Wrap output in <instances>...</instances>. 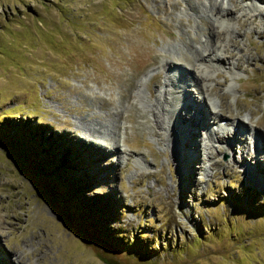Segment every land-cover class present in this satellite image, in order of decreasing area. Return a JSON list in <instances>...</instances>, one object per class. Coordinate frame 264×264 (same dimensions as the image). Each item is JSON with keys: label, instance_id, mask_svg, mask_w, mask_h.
<instances>
[{"label": "rangeland", "instance_id": "1", "mask_svg": "<svg viewBox=\"0 0 264 264\" xmlns=\"http://www.w3.org/2000/svg\"><path fill=\"white\" fill-rule=\"evenodd\" d=\"M211 1L0 0V264H264V1L230 2L206 103L188 45L216 27Z\"/></svg>", "mask_w": 264, "mask_h": 264}, {"label": "bare ground", "instance_id": "2", "mask_svg": "<svg viewBox=\"0 0 264 264\" xmlns=\"http://www.w3.org/2000/svg\"><path fill=\"white\" fill-rule=\"evenodd\" d=\"M231 1H233V0H227V1L220 0V2H217L216 0L214 2L211 1L210 5H211V7L213 9V11L211 10V12H213L212 15H211V17H212L213 21L216 22V24H217L216 27H209V28H207L208 30H206V32L204 33L205 37L201 41L202 43H201V49L200 50H199V48L197 49L195 47H191V45H188L190 48H192L193 53L196 55V61L199 62L193 68V74H194L193 84L190 83L189 86L192 87V90H194L198 94H201L203 96V101H205L206 103L208 102V91L210 90V88H209V86H210V80L213 77V74L215 73V71H218L217 70L218 69L217 68V65H220V62L222 60L220 54H223L224 53V48H225V46L227 44V43H224L223 45H221V42L218 41L219 43H217V41L215 42L213 39H211V42H210L211 36H217L218 34H221L222 32L220 33V31L218 30V28H220V27L222 29H224V30H228V27L231 26L232 24H234L233 22L237 21L238 20V16L240 14H242L243 12L244 13H247L249 11H253L254 8H255V10H258L259 12H263L261 10V7L260 6H257V4L260 3V2H262V1H264V0H253L254 2L256 1L255 3L254 2L248 3V0H240V1L239 0H236V3L241 5L239 10L238 9H235V8H233V6H231V4H230ZM236 10L239 11V15L236 14ZM211 12H209V13H211ZM225 15L228 16V19L227 20H225ZM234 30H235V27L232 25L231 26V29H230V33H232ZM230 38H231V36L228 37V40ZM221 41H224V40H221ZM226 53H228V52H226ZM231 56L232 55H230L229 57H231ZM229 57H227V58H229ZM202 61H204L203 64H201ZM234 64H237V63H234ZM234 64H232V62L229 61L226 70H227L228 73L232 74L235 77L234 71L231 70V68L233 67ZM163 65L166 67L167 66V63L165 62V63L162 64V66ZM190 80L192 81V78ZM164 84L166 85V87H168V88L171 89L170 90L171 91V94H174L175 93V91L173 90L174 89V86H175V85L173 86V80H171V81L167 80V81L164 82ZM171 87H173V88H171ZM181 87H182V90L179 89L180 90L179 91L177 89L178 92H180V93H188V92L191 93V92H193L191 90V88H185L186 87L185 85L184 86H181ZM184 88L186 89V91H185ZM168 90L169 89H164L163 97L161 95V97H158L157 98V102L155 103V108L158 111L157 112L153 111V112H155L156 123L161 124V126L163 128L165 127L166 124H167L168 127L169 126L171 127L172 124H170V122H166L164 120V118H162V116L167 114V116H169V119H170L171 116H172V114L175 113V112H177L178 103H179L177 101H175L174 103H171V102L168 101V99L166 97V94L168 93ZM213 90L215 91V89H213ZM173 97H175V99L178 98V96H175V95H173ZM162 98H164L165 105H162L161 104V99ZM185 102H186L185 105L187 107H190V109H193V106L194 105H191L190 101L187 98L185 99ZM196 102H198V101L196 100ZM198 106H196V108H198ZM200 107H201V109L200 108L199 109L202 111V106H200ZM184 109L185 108H182L181 111L184 112L183 111ZM160 111H161L162 115L161 114H158V113H160ZM195 112H196L195 110L193 112H191V113H190V111H188L187 112V115L189 116V114H190L191 115V119L192 118L199 119V117H195ZM252 113L253 112L251 111L250 114H252ZM212 114L213 115H216V116L218 115V113L216 111H213ZM204 117L207 118L205 115H204ZM219 119H221V118H219ZM187 123H188V121L184 125L178 124V130H179L178 133L179 134H182L185 131H189V130H186V129L181 128L182 126H186L187 128H192V127L194 128V125L193 126H190ZM228 123H231L229 125V127H232V126L239 127L237 130H240V132L242 131L240 135L246 134V132L250 133V135L253 134L251 128H248L247 126L243 125L242 123L239 124L238 121H236L234 119L223 122V124L225 125V127H226V125H228ZM204 125L205 124H203V127H204ZM219 127H220V129H222L224 126L222 128H221V126H219ZM205 128H207V127H205ZM230 130L232 131V129H230ZM237 130H235V131H237ZM196 131L197 130H195V132ZM223 131H225V130H223ZM90 132L93 135H91L90 133H88L87 135L85 134L86 137L85 138L83 137V138L86 139L88 137V135L92 136L91 139L87 138V141H89V142H91L93 144L100 145L103 142H106V140H108L107 137L105 138L104 136H101V134H100L101 132L97 128L91 130ZM189 132L190 133H194V130L192 132L191 131H189ZM209 132H211V130ZM207 133H208V131H207ZM226 133L229 135V132L228 131ZM98 136H100L101 138L98 137ZM210 136H214V132L213 131L211 132ZM98 138L101 139V143L98 140ZM102 138H104V141L102 140ZM240 138H242V137L240 136ZM239 141H242V139H239ZM257 141L258 140H256V142ZM111 146L118 148V146L115 145V143L112 144V145H110L109 148L116 150V148H112ZM253 152H255V148H254V151ZM197 160H198V157H197Z\"/></svg>", "mask_w": 264, "mask_h": 264}, {"label": "trees", "instance_id": "3", "mask_svg": "<svg viewBox=\"0 0 264 264\" xmlns=\"http://www.w3.org/2000/svg\"><path fill=\"white\" fill-rule=\"evenodd\" d=\"M116 231L117 230L111 228L109 225H97L94 223H87L81 227V234L86 236L91 235L93 239H96L100 242L104 249L109 250H114L117 248L120 249V247L118 246L120 241H117L114 238V233Z\"/></svg>", "mask_w": 264, "mask_h": 264}]
</instances>
